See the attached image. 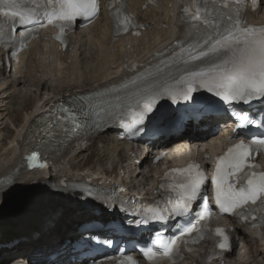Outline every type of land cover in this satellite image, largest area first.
<instances>
[{
  "label": "snow or ice",
  "instance_id": "1",
  "mask_svg": "<svg viewBox=\"0 0 264 264\" xmlns=\"http://www.w3.org/2000/svg\"><path fill=\"white\" fill-rule=\"evenodd\" d=\"M257 0H253V7ZM31 3L35 7H28ZM233 4L236 5L233 8ZM243 0H193L196 13L183 9L184 15L192 20L199 21L205 27L198 39L182 47L179 53L172 57V63L177 61L184 65L193 64L197 70L185 69L178 78H164V71L168 66L162 62L164 68L157 69L156 74H138L136 77L117 89L123 92L116 96V107L121 112H127L130 119H121V126L138 134L149 130V125L163 126L166 122L176 118L175 110L165 109L157 103L162 98H169L173 104L184 101L189 107L196 109L199 98L195 95L200 89L218 97L226 104L243 103L247 105L259 102L264 105V28L246 26L240 19ZM42 17L49 23L59 22L61 33L65 28H70L78 18L89 19L98 11L97 0H44L43 5L39 0H0V17H6L15 26L39 24ZM119 24L132 23L131 18L119 16L115 18ZM42 26V25H41ZM196 25H193L195 27ZM4 35V27L0 21V36ZM59 38V37H58ZM170 80L172 82H170ZM62 111L68 112L69 109ZM238 120L237 129H245L252 125L264 128V119L256 120L248 112L235 114ZM99 117L100 113L97 112ZM63 126V125H62ZM87 124L74 122L69 130L76 133ZM253 144L264 147V138L253 137ZM252 146L241 141L229 148L224 156L217 158L215 174L212 178L215 201L221 212L236 214L237 209L245 205H264V171H258L257 166L250 162ZM28 167H46L40 162L41 157L37 152H32L27 157ZM182 179L169 184L168 188L176 193L168 201V207L162 212L151 210L152 214L144 215L135 221L137 225L148 224L150 221H168L176 217L187 216L195 201L201 198V188L205 177L198 170V165L192 164L184 169H173ZM166 174V178L172 175ZM161 187H164L162 184ZM167 213L166 215L164 213ZM209 213L207 200L204 198L203 212L199 214L196 224L204 220ZM246 219V217H245ZM255 219V217H253ZM196 224L191 221L180 231V237L192 233ZM223 229H216L215 234L222 236L223 241L219 247L228 249V237L223 234ZM162 233H157V237ZM179 237L173 236L168 241H158V246L163 252L154 251L152 247L142 249L148 259L162 255L172 258L174 246ZM111 244L112 241H107ZM128 264H133L128 257Z\"/></svg>",
  "mask_w": 264,
  "mask_h": 264
},
{
  "label": "bare ground",
  "instance_id": "2",
  "mask_svg": "<svg viewBox=\"0 0 264 264\" xmlns=\"http://www.w3.org/2000/svg\"><path fill=\"white\" fill-rule=\"evenodd\" d=\"M160 1L163 2L167 0ZM171 2L172 1H170V3ZM168 4L169 2L166 3L164 8L153 9L155 12L153 19L149 18V15H146V12L150 10L144 12L145 14L140 13L142 21L148 25V32L143 34L142 38L146 35L147 37H145L142 41L129 37L127 39H119L116 43H114L115 45H113V43L110 42V32L106 29L105 19H100L95 26H91L88 30H84V32L90 31L97 26L99 28V32L96 34V39H94L92 47L98 50V53L100 54V61H97L96 65H92L94 67H89L88 77L80 72V68L74 62L73 55L75 53L79 52V55L82 57L84 55V53L82 55L81 52L84 45L82 44V40L79 39V37L77 38V36L75 38L76 42L72 45L71 51L66 52L65 54L57 53L56 50L49 48L45 44H33L30 51L19 58L18 64L14 65L12 69L8 71L10 72L12 70V76H8V78H6V68L0 69V76H5V78L2 79L3 83H0V86L2 85L0 88V181L9 177L8 183H10L5 190L0 192L1 210H11L14 206L12 204L20 201H25L27 203V208H30L32 203L37 205V203H39L38 200L42 201L44 198H46L45 202L40 203V205L42 204V207L47 206V201H60L54 198L57 196L56 194L48 192L51 188V184L57 182L60 177L68 178L69 182H81L83 180H87L92 184L102 182L108 186H111L113 182H122V180H125L129 181V183L125 185L128 186L131 191L135 190V188H143L144 190V187L147 186L146 182H149L150 178H152L150 175L151 171L149 170V165H143L141 168L139 166H135L134 160L136 158L129 156V151L125 150L126 146L124 143L117 142L113 138L114 133L107 134L105 138H98V141H100L99 143H104L106 145H103L101 150L98 149L101 154L95 162L98 166V168L94 167L96 171L89 168L88 170L85 167L79 171V169L83 166V163H74L80 154L85 152V150L90 147L89 146L84 150L81 149V146L86 144L85 142L76 143L71 148L69 147L63 150L60 156L61 158L56 160L51 168H47V166L43 168L33 167L25 174L19 175V166L27 160V142L30 138L32 126L40 121L47 110L53 107L58 98L66 97L70 94L77 95L79 92L88 88L114 84L118 77H124V74L122 73L124 66L129 67L132 59H147L154 52L158 51V48L162 44L169 42L173 38L174 30L171 28L170 23L172 17L174 16L177 18V15L173 10L174 8ZM145 16L148 18H145ZM138 42H142V49L138 51L134 50L129 53L130 51L128 50L132 47V44ZM111 49H115V54L109 55V51H111ZM52 58L55 59L56 67L52 68V66H50L52 69L50 73L59 74L64 81H66L69 77L70 79L74 77L76 85L71 86L69 90L64 93H62V91H57L54 96L46 98L40 107L36 106V110L29 113L24 119L22 118V123H20V120L17 121L16 118L11 121L9 116L10 113H13L14 109L10 111V108L6 107L9 102H6L14 99L13 94H16L15 88L22 82L21 80L26 77L29 80L28 82H33L37 86L39 85L41 87L46 86V77L51 75L44 71L42 74L37 76L36 73H38V68L36 65L45 66V62ZM92 58V54H90L88 62ZM22 64H26L28 66L23 70L21 68ZM53 77H55V75H53ZM83 77L85 80L83 82L85 83L79 84L78 80ZM87 78H91V83H87ZM8 79L10 81H7ZM31 79H34L37 83ZM1 94L7 95L2 97ZM21 96L22 94L19 92V97L21 98ZM22 97L26 96L23 95ZM9 122L12 124V128L10 127L11 130H13L11 137L8 136L7 125ZM18 125L19 127L17 128ZM222 133L223 132H220L217 135L210 136L202 143H212L211 145H213V147L209 148V151L212 152L216 150L214 145L221 144L219 139L222 137ZM94 145L95 142L91 144V146ZM104 160L108 161L110 167H107L106 169L102 168ZM149 161H151V159ZM65 164L69 165L68 169L65 168ZM16 171L18 173H16ZM121 171L124 172L123 179L117 177V173ZM113 175H115L114 178H112ZM134 184H137V186L135 187ZM42 190L47 191L48 194L41 193ZM149 191L151 192V190ZM29 192L32 193L31 198L23 199L24 197H27L25 195H28ZM139 194L142 195L143 192L140 191ZM15 199L19 200L16 202ZM68 200L69 201L65 202V206L62 211H60L56 216L47 220L40 218L28 230H24L22 232L18 231L14 234H7L2 231L0 234V264H14L12 261H15V264H22L23 262H25V264H40L49 253L62 251L63 249L60 248V246L66 239L75 235L76 227L79 223L82 224L87 222L88 219L95 218L90 212L81 213L76 208L75 198ZM83 210L89 209L85 207ZM20 211L22 212V210ZM46 211L47 210H45V212ZM11 215L4 216L0 220L4 221V219L9 217L17 218L13 216L19 215V209L18 212H13ZM233 234L239 237L241 242L246 246H250L251 242H254L255 240L264 244L263 234L259 235L255 231L247 230L238 225L234 226ZM256 236L260 237V239L257 240ZM262 252L264 253V247ZM192 256H195V254ZM226 258V260H228L230 256ZM189 259H191V257ZM228 264L231 263L228 262Z\"/></svg>",
  "mask_w": 264,
  "mask_h": 264
},
{
  "label": "rangeland",
  "instance_id": "3",
  "mask_svg": "<svg viewBox=\"0 0 264 264\" xmlns=\"http://www.w3.org/2000/svg\"><path fill=\"white\" fill-rule=\"evenodd\" d=\"M147 15H149V18L154 17L153 13H150ZM145 18H148V17L145 16ZM100 29H101V27H100ZM98 32H99V28L97 26V27H94V29H92L90 31H86V32L82 33L81 35H79V39L82 40V44L84 45L81 52H82V55L84 53V55H86V56L83 55V57H82L79 55V52H78L75 55L74 61L76 62L77 66L80 68V72L85 74L86 77H88L89 67L92 65H96L97 61H100L99 60L100 54L98 53V50H96V48L92 47L93 41H94V39H96V34ZM144 39L145 38H143L139 41H142ZM140 49H142V42H140V43L138 42L135 44L133 43L132 47L128 51H130L129 53H131V51H134V50L138 51ZM90 54H92L93 58L91 60H89V62H88V57L90 56ZM113 54H115V49H111V51H109V55H113ZM94 57H95V59H94ZM27 66L28 65H26V64H22L21 68L24 70L25 67H27ZM36 66L38 68V73H36V75L39 76L40 74H42V72L45 71L47 74L51 75L48 77L49 81H47L46 86L41 87L39 85L37 86L33 82L32 83L28 82L29 80L27 79V77L25 79L21 80L22 82L15 88L16 94H13L14 99L8 100L6 102V103L9 102V104L6 105V107H9L10 111H12V109H14L13 113H10V116H9L11 121H13L14 118H16L17 121L20 120V123H22L23 119L26 116H28L29 113L36 110L35 109L36 106L40 107L46 98L54 96L57 91H62V93H64L65 91H68L71 86L76 85L74 77H72L71 79L69 77L66 81H64L63 78H61V76L59 74L50 73V71L52 70L50 66H52V68H54L55 60H52L51 63L45 62V66H42V65H36ZM61 74H62V72H61ZM53 75H55V77H53ZM79 75H80V73H79ZM8 76H12V73L10 72L8 74ZM3 78H5V77L0 76V83H3V80H2ZM6 78H8V77H6ZM31 80L35 81L34 79H31ZM7 81H10V80L8 79ZM83 81H85L84 77L81 78L80 80H78L79 84L85 83ZM35 83H37V81H35ZM87 83H91V78H87ZM1 87H2V85L0 86V88ZM19 92L22 94V96L25 95L26 97L21 96V98H20ZM5 95H7V94H1L2 97H4ZM25 107H26V109H25ZM7 127H8V134H9L8 136L11 137V135L13 134V130H11V128H12L11 122L8 123ZM18 127H19V125L17 126V128ZM100 137L105 138L106 135L101 134ZM96 139L94 141L95 142L94 146H91L93 141L91 143L87 142L85 145H83L84 148L85 147L88 148L89 146L90 147L87 150H85V152L80 154L78 159L74 161V163H78V164L83 163V166L79 169V171H81L84 167L86 169L89 168V169H93L95 171H96V169H94V167L98 168V166H97V164H95V162H96V159L101 154L99 150H101V147L103 145L105 146L106 144L99 143L100 141H98V138H96ZM185 147L186 146H182V145H178V146L174 147L172 149V152H170L169 155L167 156V159L169 161H173L174 159H180V158L186 156L189 153V149H186ZM210 147H213V145H209V144L207 145L206 144L205 146H203L201 148L203 150H206V149H209ZM144 165H147V162H144ZM107 167H110V164L108 163L107 160H104L103 164H102V168L106 169ZM65 168L68 169L69 165L65 164ZM155 171H156V169L152 168L151 173H150V175H152V177H153V174ZM146 184H147V186L144 187V190L147 191L150 189V184H151L150 180H149V182H146ZM136 186H137V184L135 185V187ZM45 199L46 198H44L42 201L38 200L39 203H37V205L35 203L34 204L32 203L30 205V208H27V203L25 201H20L18 203H13L12 205H14V206L12 207L11 210L5 211V210L0 209V219L3 218L4 216H10L11 213H13V212H18V209H19V215L13 216V217H17V218L9 217V218L4 219V221L0 220V234L2 233V231L6 232L7 234H14L18 231L22 232L26 229H29L32 225H34V223L38 219L47 216V214H48L47 211L50 209L51 206L56 208V206L59 205L57 200L55 202H52V201L48 202L47 201V206L42 207V204L40 205V203L45 202ZM18 200L19 199H15L16 202ZM13 210H15V211H13ZM20 210H22V212ZM45 210H47V211L45 212ZM261 245H264V244L259 243L258 241L255 240L254 242L253 241L251 242L250 246H246L245 244L238 246L236 248V250L234 251V253L232 254V258L226 260L225 264H228V262L231 264H233V263L264 264V253L262 252V249L264 246H261ZM12 262H15V261H12ZM184 264H189V262L187 261Z\"/></svg>",
  "mask_w": 264,
  "mask_h": 264
}]
</instances>
